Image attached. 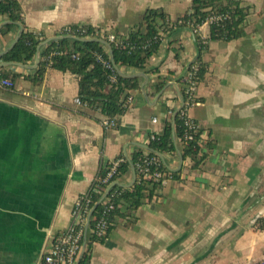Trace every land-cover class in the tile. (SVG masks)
Returning <instances> with one entry per match:
<instances>
[{
    "label": "crops",
    "instance_id": "crops-1",
    "mask_svg": "<svg viewBox=\"0 0 264 264\" xmlns=\"http://www.w3.org/2000/svg\"><path fill=\"white\" fill-rule=\"evenodd\" d=\"M18 1L25 27L45 40L84 26L126 36L148 9L172 21L192 12V0ZM234 1L244 8L243 36L211 40L209 23L187 26L163 35L144 70L120 69L139 87L107 129L99 112L75 103L76 76L47 67L37 77L36 55L3 61L21 26L0 14V74L14 84L0 89V264H38L100 164L150 152L151 136L180 105L177 81L198 59L205 72L187 116L208 143L204 159L193 167L178 147L154 153L173 177L138 209L120 205L123 215L93 243L89 264H264V0ZM196 36L207 41L201 54ZM134 178L130 169L118 184L129 188Z\"/></svg>",
    "mask_w": 264,
    "mask_h": 264
},
{
    "label": "trees",
    "instance_id": "trees-1",
    "mask_svg": "<svg viewBox=\"0 0 264 264\" xmlns=\"http://www.w3.org/2000/svg\"><path fill=\"white\" fill-rule=\"evenodd\" d=\"M191 11L190 14L172 21L160 9H148L135 28L131 29L126 36L115 35L113 41L108 40L109 34L101 33L89 26L81 28L70 27L68 32L65 29L61 30L58 34L61 37L60 39L52 40L40 48L39 56L42 61L39 63L36 76L41 77L48 67L47 62L43 58L49 55L50 52H59L58 55L51 57L49 68L63 73L67 72L77 77V96L82 104L93 111L99 112L108 120L118 118L129 107L131 99L128 92L138 89V78L121 77L116 74V80L114 82L110 81V71L96 59V54H98L104 61L109 60L107 47L99 42H81L77 39L89 37L102 40L109 45L114 64L119 70L135 69L141 71L144 70L147 60L158 51L163 35L171 34L187 26L197 28L199 25L207 23L208 18L212 15L223 14L227 19L219 23L213 22L209 24L211 40L231 41L243 36L242 23L245 13L244 8L239 6L238 1L225 0L223 3L220 0H192ZM0 14L7 16L12 24L22 27L20 38L14 47L3 55V61L25 63L32 60L36 55L37 48L45 39L40 33L29 31L25 27L19 1H1ZM6 28H9V26ZM67 36L72 38H67ZM195 39L196 49L198 54H201V51L207 46V41H202L197 36ZM71 54L76 55L75 59L71 58ZM194 65L196 66L194 80L197 85L204 75L205 68L200 64L199 59L189 67ZM167 80V78H164L160 83L155 84V91H160ZM177 83L179 92L186 102L185 91L187 83L185 78L178 80ZM195 101L198 102L196 99ZM186 134L185 121L181 118L180 113L176 115L173 125L170 113L169 118L165 122L163 133L158 136L154 135L153 140L149 141L148 148L150 152L144 154L141 150H138L132 153L130 159L120 156L122 161L119 163L112 179L120 180L123 175L130 171L131 166L134 169L135 178L131 187L115 186L111 190L110 196L112 195V197L110 201L116 208L109 217L110 225L107 236L113 228L115 217L123 215L120 213V205H124L127 212L136 210L140 207L145 197L149 200L152 199L159 187L152 178L143 179L140 177L136 167L137 164L143 163L145 158L152 157L154 153L175 154L176 147L180 148L183 159L190 158L193 162V167H196L204 159L208 143L200 141L201 134L199 131L193 135L191 140L186 139ZM108 165L109 163L100 164L97 176L87 190L90 200L89 207L97 203L100 198L92 190L95 188L102 191L104 186L97 181V178L100 179L106 174ZM152 170H155V168H151ZM161 170L166 171L163 166ZM170 175L173 177L174 173H170ZM101 208L102 206L96 208L93 219L97 218ZM104 240L91 238L87 242L86 251L81 257L79 264H89L93 243H102Z\"/></svg>",
    "mask_w": 264,
    "mask_h": 264
},
{
    "label": "built area",
    "instance_id": "built-area-1",
    "mask_svg": "<svg viewBox=\"0 0 264 264\" xmlns=\"http://www.w3.org/2000/svg\"><path fill=\"white\" fill-rule=\"evenodd\" d=\"M226 19L227 17L223 14H215L208 18L207 23H219ZM69 28L70 27L65 28V31L68 32ZM82 39H89V37H84ZM108 40L113 41L114 36L109 35ZM58 54L59 52H50L49 55L43 58V60L47 62L48 67L51 64V57ZM75 57V54H71L72 59H75ZM96 59L110 71L109 80L114 82L116 80L117 72L112 66L110 60L104 61L98 54H96ZM195 71V65L188 67L187 72L184 76L187 83L185 91L187 100L186 102L183 100V104L178 112L180 113L181 118H183L185 121V126L187 129L186 139L188 140H191L193 138V135L198 132V128L195 122L187 116L188 108L197 103L194 98V91L196 88V82L194 80ZM13 87V81L10 78L4 77L0 74L1 90H11L13 89ZM75 103L78 105L82 104L78 98L75 99ZM102 126L105 129L116 126V118L110 120L105 118L102 121ZM153 138L154 136H151L150 140H153ZM200 141H203L202 137ZM121 161L122 158L119 157L116 160L110 162L106 174L100 179L97 178V181H99L100 184L104 186L102 191L95 188L92 190L94 193L100 196L98 201L102 199L100 201V204L98 205L102 206V208L97 218L93 219V214L96 210L90 217H88L92 207L96 204L95 203L92 207H89L90 200L87 195L88 192H85L84 194L78 196L74 201L70 212L71 221L69 226L53 238L50 249L42 254L38 264H76L80 259L81 253L83 251L85 253L87 242L91 238H94L96 240L106 239L108 227L110 225L109 217L111 212L116 208V206H114L110 201L112 197V195L110 196V193L114 187L110 189L107 194L106 191L113 182H119V180L116 181L112 178L115 175L116 169ZM136 167L141 178H152L155 182H157L159 187L165 185L166 182L171 179L170 173H166V171L161 170L162 163L160 159L155 155L150 158H145L143 160V163L137 164ZM151 168H155V170L151 171ZM92 221L93 223L91 225ZM247 264L261 263L249 262Z\"/></svg>",
    "mask_w": 264,
    "mask_h": 264
},
{
    "label": "water",
    "instance_id": "water-1",
    "mask_svg": "<svg viewBox=\"0 0 264 264\" xmlns=\"http://www.w3.org/2000/svg\"><path fill=\"white\" fill-rule=\"evenodd\" d=\"M1 1H3V0H0V2H1ZM21 33H22V28L20 27L16 39H15L14 42H13V43H12V44H11V45H10V46H9V47H8V48H7L2 54H1V56L4 55V54H6L8 51H10V50L14 47V45L17 43L18 39L20 38ZM60 38H61V37H53V38H51V39H49V40H45V41H43V42L39 45V47L37 48V52H36V65L39 64V59H38V51H39V49H40L42 46H44L45 44H47L48 42H50V41H52V40H57V39H60ZM67 38H72V37L67 36ZM76 39H77V38H76ZM77 40H79V41H81V42H99L100 44L105 45V46L107 47V52H108L109 60H110V62H111V64H112V66L114 67L115 71L117 72V74H118L119 76H121V77H132V76H128V75H124V74H122V72H121V71L115 66L114 61H113V56H112L111 49H110V47H109V45H108L107 43H105V42L102 41V40H96V39H91V38H89V39H82V38L80 39V38H79V39H77ZM7 65H21V64L16 63V62H9V63H7ZM142 76H144V75H142ZM178 99H179V103H180V105H179V107L175 110V112H174L173 115H172V119H171V123H172V125L174 124L175 117H176V115L178 114V112H179V110H180V108H181V106H182V104H183V99H182L181 94H180L179 91H178ZM173 141H174V143H175V138H174V136H173ZM145 149H148V150H149V148H147V147H145ZM178 154H179V153H178ZM179 159H180V162H181L182 158H181L180 154H179ZM131 169H132V171L134 170L132 166H131ZM115 186H119V184H118L117 182H113V183L109 186V188L107 189L106 194L109 192L110 189H112V188L115 187ZM128 187H129V186H128ZM101 200H102V199H101ZM101 200H100V201H101ZM100 201H98V202L92 207V209H91V211H90L88 217H90V216L93 214V212L96 210L97 206L100 204ZM83 253H84V251L81 253L80 259H81V257L83 256ZM80 259L77 261L76 264H79Z\"/></svg>",
    "mask_w": 264,
    "mask_h": 264
}]
</instances>
